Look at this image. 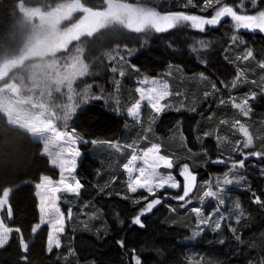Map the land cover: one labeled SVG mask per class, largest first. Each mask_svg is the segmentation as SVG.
Masks as SVG:
<instances>
[{"label": "trees", "instance_id": "1", "mask_svg": "<svg viewBox=\"0 0 264 264\" xmlns=\"http://www.w3.org/2000/svg\"><path fill=\"white\" fill-rule=\"evenodd\" d=\"M19 2H21L20 6ZM127 2L135 3L136 0H127ZM229 2L235 3V0ZM97 3L98 0H0L1 65L7 66L16 62L11 57L19 52V43L24 42V38L19 40L20 32L17 24L28 16L27 8L40 7L44 11L52 9L56 12L65 7L62 11L70 12L71 5H76L83 11L90 12ZM182 3L183 0H156L155 7L162 12L177 11L181 10L179 5ZM85 5L88 6L87 9ZM80 11H75L67 19L63 17V24L78 19ZM186 11L201 15L208 14L200 13L198 9H186ZM232 23L231 18L226 19L216 27H208L203 33L183 26L165 33L153 32L149 35L146 44L143 43L142 34L127 30L105 32L102 40L90 43L86 49L91 71L94 73L87 78L97 82V87L99 84L104 87L109 85L112 62L106 58H102L101 62L96 58L102 57V52L111 50L119 44L121 54L128 57L129 63L137 68L140 75L156 76L173 65L189 76L203 73L218 86L221 80L230 82L236 68L225 59L226 56L235 60L237 56L244 54L243 49L246 46L254 51L256 61L264 60V33L258 30L240 29L237 35L245 41V44L234 45L230 41L233 34ZM79 27L80 25L76 28V35L80 33ZM195 39L212 42V46L201 53V58L206 63H201V60L190 51L189 46ZM74 43L80 46L81 42L74 38ZM124 45L135 49V52L129 56ZM256 61L251 62L253 66ZM253 72L254 80L257 82L255 85L259 86L261 72L256 68ZM183 86L193 89L196 94L201 91L193 83ZM250 86L253 84L247 83L245 88ZM222 94H225V91L222 90ZM251 105L253 109L251 117L242 120L248 123L254 134L255 143L259 145L257 137L264 136V131H261L264 128V96L258 95ZM228 112H230L229 107L220 105L213 106L210 111H204L202 107L196 111L165 110L156 116L151 125L152 138L158 139L166 149L168 136L178 129L187 146L196 153V163L193 164L192 161L189 163L198 173H196L198 182L203 184L209 176L222 175L226 167L223 164H205L201 159L200 153L204 147L212 159L222 151L218 148L214 136L202 137V133L215 128L221 129L220 134L225 133V126H220L218 121L219 118L228 115ZM231 114L232 112L230 116ZM148 120L145 113L142 117L144 127L148 126ZM68 124L86 141L114 139L125 142L136 138L141 131V124L134 123L126 115L116 114L102 99L86 103L68 121ZM198 136L202 137L203 145L197 139ZM91 145L93 144H79L82 156L76 174L85 185L79 199L92 202L99 211V219H87V227L73 233L72 257L66 262L62 255V245L66 242L64 238L61 241V248L54 249L53 253L49 254L46 252L48 226H42L36 234L31 231L40 216L35 184L40 182L42 175L56 179L59 170L51 166L49 158L42 154V142L39 139L24 128L9 125L6 116L0 112V195L5 187L13 189L9 197L13 217L11 221L7 220L6 209L1 215L5 216L9 226L19 227L22 230L24 240L29 243L27 253L29 264H126L132 250H135L142 264H189L190 261L195 260L201 264H249L250 259L256 258L264 250V208L253 203L251 197V193L255 192L264 198V174L259 170L262 165L259 161H250L255 163V167L247 164L244 169L247 185L234 189L230 195L233 201H240L246 212L245 218L238 225L232 221L241 240L235 239L226 223L218 232L206 229L193 238L191 234L193 220L190 211L180 207L176 200L169 198H164L161 205H157L151 213L141 217L143 227L134 224L132 221L140 205L115 195L116 192L124 191V173L120 166L126 161L125 155L106 146H99L98 150H93L94 156L97 157L93 158L87 151ZM184 155L185 153L182 152L180 156ZM177 169L178 167L173 169L176 174H178ZM113 177L117 180L111 184L110 189H107L113 194L110 196L100 194L98 187H103ZM249 186L251 192L248 190ZM177 192L169 190L170 195H175ZM211 204L213 205V201H208L206 208ZM67 206H70L69 200L66 204H61L62 210H65V207L67 210ZM230 207L231 205L226 204L225 211ZM171 208H176V211L173 212ZM100 221L102 229L99 227ZM221 239L224 243L219 242ZM18 240L19 236L13 233L9 244L0 249V264H20V257L24 253L20 251ZM121 240L124 241L125 247L117 243Z\"/></svg>", "mask_w": 264, "mask_h": 264}, {"label": "snow or ice", "instance_id": "2", "mask_svg": "<svg viewBox=\"0 0 264 264\" xmlns=\"http://www.w3.org/2000/svg\"><path fill=\"white\" fill-rule=\"evenodd\" d=\"M155 3L156 0H136L135 3H129L127 0H98L96 6L90 9L91 15L86 18L87 23L76 36V40L81 43L80 47L72 50L73 62L70 67L73 75L70 80L65 81L67 87L62 89V98L58 107L54 109L51 115L38 118L27 126L21 125L30 134L42 139V154L49 158L51 166L59 170L58 179L54 180L48 175H42L40 182L35 184V188L38 190L36 195L39 197L40 216L39 221L34 224L31 231L36 234L42 226L47 225L49 227L46 239V252L49 254L53 253L54 249L61 248L60 234L65 231L66 216L60 207L61 194L78 197L85 187L81 179L75 174L77 158L81 155L77 147L78 143L106 146L108 149L125 155L126 162L120 166L123 173L126 174L124 191L116 192L115 195L121 196L122 199L131 200L135 205H140L137 215L132 221L134 224L143 227L141 217L151 213L157 205H161L164 198H169L178 201L180 207L190 211L194 225L192 228L193 238L199 236L206 229L218 232L222 225L227 222L226 226L233 233L235 239L241 240L232 221L238 225L245 218L246 212L239 200H234L231 207L225 211L229 199L226 193L230 185H247L246 177L242 176L239 170L246 168V162L250 158L264 159V136L257 137L259 145L254 143L253 132L250 131L248 123L242 120V118H250L252 115L253 109L250 102L257 99L258 95L264 96V60L256 61L254 51L245 46L244 54L237 56L235 60L225 57L236 68L235 75L230 82L221 80L218 86L216 82L211 81L203 73L199 74L198 79L209 89L203 92L204 100L219 98L220 106L230 107L236 112L231 123L228 119L218 121L220 126H225V135L220 134L221 129L219 128L202 133V137L214 136L218 148L224 149L231 146V151L227 155L221 151L215 159H212L206 147L202 148L200 155L205 164H223L227 171L220 177H214L203 184H198L197 174L189 163V161H192L193 164L196 163V153H193L187 146V142H181V152L185 153L184 156L162 154V145L153 143L149 135L156 116L171 107L167 103V98L181 95L179 91L172 89L168 79L173 75L172 67L169 66V70L166 74H162L161 78L144 77L138 81L139 86L134 89L131 99L122 103L119 95L110 93L105 96L103 87L99 89V93L94 92L95 85L85 80L86 77L94 75L91 71L90 58L86 54V49L90 43H97L102 40L104 33L109 31L127 30L131 33L142 34L143 43L146 44L149 35L153 32L165 33L183 26L203 33L209 26L220 25L225 17H230L233 22V34L230 37L232 44H245V41L237 35L240 29L258 30L264 33V0H235V3H230L229 0H183V3L179 5L181 10L167 12L158 10ZM85 8L87 9L88 6L85 5ZM186 9H198L200 13L208 14H195L186 11ZM211 46V41L195 39L189 48L201 60V63H206L201 58V53ZM123 47L129 56L135 52V49L128 48L127 45ZM102 58L111 62L125 59L121 55L119 44L111 50L102 52V57H97L96 60L102 62ZM252 61H256L254 66ZM131 67L135 68L134 65ZM253 67L261 72V83L258 88H250L242 97H236L229 93L226 99L223 98L222 90H235L242 84L255 85L257 83L255 80L248 79V73ZM176 70L179 71V69ZM110 71L113 74L118 73L121 77L124 75V72L118 71L116 66L111 67ZM119 83L118 79L113 80L117 92ZM92 99H104L106 103L111 100L115 104L114 111L126 114L134 123L141 124V131L136 138L125 142L114 139L85 141L78 136L76 129H69L68 121L79 105ZM144 108L149 110L147 127L143 126L142 121V109ZM180 110V108L176 109V111ZM189 110L196 111V108L193 107ZM209 118L214 119V117ZM10 123L15 122L10 121ZM261 131H264V128ZM202 137L198 136L197 139L203 145ZM181 160L184 162L181 163ZM177 167L179 168V176L183 178L182 182L172 172ZM116 180L117 178L113 177L103 187H98V192L112 195L113 193L107 189H110L111 184L115 183ZM171 189H179L180 191L175 195H170L169 190ZM248 190L251 192L250 186ZM11 191L13 189L5 187L2 190V196H0V213H5L6 209L8 221H11L13 217V210L9 202ZM138 193L139 195H135ZM251 197L253 203L264 208V198L261 195L252 192ZM209 198L216 201V207L212 212L205 214L202 205ZM194 199L199 201L201 206H192L189 209L188 206L193 204ZM171 210L175 212L176 208H171ZM67 217L71 218V209L68 210ZM91 218H95V214ZM13 233L19 236L18 245L20 251L24 253L20 257V264H29L27 256L29 243L24 240L22 230L19 227L9 226L5 216L0 215V249L9 244ZM219 242L224 243V240L221 239ZM117 243L121 247H125L124 241H117ZM69 254H71V250H69ZM63 259L67 262V255ZM130 260L134 264H142L139 256L135 254V250H132ZM249 264H264V250L256 258L250 259Z\"/></svg>", "mask_w": 264, "mask_h": 264}, {"label": "rangeland", "instance_id": "3", "mask_svg": "<svg viewBox=\"0 0 264 264\" xmlns=\"http://www.w3.org/2000/svg\"><path fill=\"white\" fill-rule=\"evenodd\" d=\"M71 6L72 7L70 9L71 10L70 12L62 11L65 10V7L63 8L61 7L62 9L57 10L56 12H54V10L52 9L44 11L41 10L40 7L27 8L26 13H29L28 16L22 18L18 22L17 28L18 31L20 32L19 40L24 38V42L19 43L18 46L19 52L11 57L14 58L16 62L14 64L13 63L9 64L7 66H2L1 65L2 63H0V112L6 116L9 125L24 128L21 127V125L27 126L32 121L37 120L38 118L51 115L54 109L58 107L60 100L62 98V89L67 87L65 81L70 80V78L73 75V72L70 67L73 62L72 50L80 47L76 43L73 44V40L75 38L74 36L76 35L75 34L76 28L78 27V25H80L79 30L81 31V29L87 23L86 18L91 15L90 12L83 11L80 7L76 5H71ZM77 10L79 11L81 10L78 19H76L74 22L63 24V17L67 19L71 17L72 14ZM57 12L59 14H57ZM66 13L67 16L65 17ZM36 14H38V16H36ZM226 19H230V17H225L222 21ZM69 35H71V37L67 39ZM42 43L44 44V48L42 45H39ZM48 44L51 46V49L53 46L57 47L54 52L46 53V51H44V49L48 48L47 46ZM36 48L39 49L36 50ZM124 57H125L124 60H117L116 62H112V64L110 65V68L113 66L118 67V71H123L124 75L121 77L118 75V73L113 74L110 71V77L108 78L109 85H107L106 87L100 84L97 87L96 86L97 82L88 80L87 77L85 78V80L88 83H92L95 85V87L93 88L94 92L99 93V89L103 87L105 90L104 92L105 96H108L110 93H113L119 95L122 103H126L131 99L132 94L134 93V89L137 86H139L138 81H140L144 77L161 78L162 74H166L167 71L169 70V66H168L165 70H163L162 72H160L159 75L156 76L140 75L138 74L136 67L135 68L131 67L133 65L129 63L128 57L127 56ZM23 58L25 59L23 60ZM170 66L173 69V75L171 77H168L171 83V87L174 91H179L181 95L179 97L171 96L167 98V103L171 105V107H169L166 110L176 111L177 108L184 110V109H191L193 107H195L196 109L202 107L204 108V111L206 110L210 111L213 106L219 105L218 103L219 98L216 99L210 98L207 101L204 100L203 92L209 89L203 82H201L198 79L199 75L189 76L184 74L183 71H181L180 69L179 71H177L176 69L178 68L176 66L173 65ZM254 70L255 68L253 67L252 71ZM252 71L248 73L249 80H254L253 77L254 72L252 73ZM114 79H118L120 82L118 92L113 85ZM189 83H193L194 86H196V88H200L201 91L196 94L194 93L195 91L193 89L191 90L190 88L183 86L184 84L189 85ZM246 84H242L240 87H238L235 90L229 89L227 90V92L225 91V94H222L223 98L226 99L229 96V93H231V95L236 97H242L245 93H247L250 90V88H258L257 85H253L250 86L249 88H245ZM182 86L183 88L179 90V88ZM92 100H89L88 102ZM102 100L106 105L110 106L111 109L114 111L115 104L111 100H109V102L107 103L105 102L104 99ZM253 102L254 101H251L250 103L252 104ZM85 104L86 103H81L77 108V110L73 113L71 118L75 115L77 111L81 110ZM114 112L118 115H121L116 111ZM231 112L232 114L230 116ZM235 112L236 110L230 108V112H228V115H225L224 118H219V119H228L230 122L235 118L234 117ZM145 113L149 118V110L147 108L142 109V117ZM10 121H14L15 123H10ZM61 127H62V123H61ZM69 129L71 128L69 127ZM225 134L226 133H222L221 135H225ZM149 135L153 143H159L158 139L155 140L152 138V132ZM34 137L42 142V153H43L42 139L37 136ZM182 141H184L183 136H181L180 131L176 129L168 136L167 147L166 149L162 147V154H176L177 156H180L182 154L181 152ZM79 144L80 143H78L77 147L79 148L81 155L80 157L77 158V165L82 156V151L79 147ZM172 147H174L175 149L172 150L171 149ZM98 149H99V145H91L89 148H87V151L93 158H97L94 156L93 150H98ZM221 150L224 152L225 155H227L231 151V146ZM251 160L259 161L262 164L259 170L261 172H264V159L250 158L246 162V164L255 167V163L250 162ZM161 170L165 171L163 169ZM177 171L178 174H176L172 170L173 174L176 175L177 179L182 182L183 178L179 176V168L177 169ZM225 171H227V168H225ZM239 172L242 176L245 177L244 169L239 170ZM222 175L209 176L205 181H208L214 177H220ZM58 178L59 175L56 179ZM125 179H126V174L123 175L124 182ZM197 183L202 184V182H198V177H197ZM244 186L245 185H241V184H233L228 186V191L226 195L229 198L227 201V204L229 206L232 205L233 203V199L230 197L232 191L236 188H241ZM171 190L180 191L179 189H171ZM37 191L38 190H36V192ZM0 196H2V194ZM37 198H38V206H39V197L37 196ZM68 200L70 202V206H67V210L66 207L65 210H62L64 211L66 216L65 225H64L65 231L64 233L60 234L61 241L63 238L66 240V242L62 245V255L63 257L67 255V260H69L72 257L71 255L73 252L72 249L73 233L78 232L80 229H83L84 227H87V219H92V220L99 219V211L92 202L80 200L79 196L76 197L70 194H61L62 203L60 202V207L61 204L63 203L66 204ZM208 201H213V205L211 204L208 208H206V204L208 203ZM192 206L200 207L201 205L199 201L194 199L193 204L189 205L188 208L190 209ZM215 207H216V201L211 198L207 199L202 205L205 214L212 212L215 209ZM69 209H71V218L67 217V213ZM94 214H95V218H91L93 217ZM99 223H100L99 227H101L102 229L101 221ZM225 223L227 224V222ZM193 226L194 225H192V228ZM192 228H191V234H192ZM69 250H71V254H69ZM190 262L191 264H201L199 261L196 260ZM126 264H134V262L128 259Z\"/></svg>", "mask_w": 264, "mask_h": 264}, {"label": "water", "instance_id": "4", "mask_svg": "<svg viewBox=\"0 0 264 264\" xmlns=\"http://www.w3.org/2000/svg\"><path fill=\"white\" fill-rule=\"evenodd\" d=\"M21 5V2H19V6ZM35 16V15H34ZM76 36L77 35H75L74 37L76 38ZM71 37V35H69L68 37H67V39H69ZM63 43V42H62ZM39 45H42L43 46V48H44V44L42 43V44H39ZM48 46V48L47 49H44V51H46V53L47 52H54L55 51V49L57 48L56 46H53L52 47V49H51V46L48 44L47 45ZM39 48H36V50H38ZM35 54V53H34Z\"/></svg>", "mask_w": 264, "mask_h": 264}]
</instances>
